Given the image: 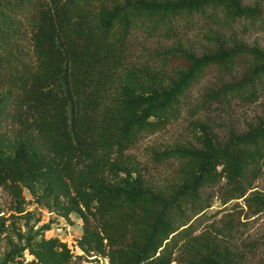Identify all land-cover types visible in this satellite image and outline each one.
Listing matches in <instances>:
<instances>
[{
	"label": "trees",
	"instance_id": "1",
	"mask_svg": "<svg viewBox=\"0 0 264 264\" xmlns=\"http://www.w3.org/2000/svg\"><path fill=\"white\" fill-rule=\"evenodd\" d=\"M242 20L264 25V14L241 0H0V186L16 213L25 212L26 189L49 211L82 221L78 253L0 215V264L245 263L254 242L235 247L223 230L196 232L187 217L209 207L208 187L223 203L243 198L264 211L254 189L264 171V112L224 139L195 120L199 147L153 151L156 162L176 161L171 181L152 182L129 153L188 106L260 98L264 50L227 44L221 32ZM196 28L211 44L200 53L181 43ZM152 39L166 43L146 46ZM241 58L239 78L204 88L189 105L195 83L211 70L233 73Z\"/></svg>",
	"mask_w": 264,
	"mask_h": 264
},
{
	"label": "rangeland",
	"instance_id": "2",
	"mask_svg": "<svg viewBox=\"0 0 264 264\" xmlns=\"http://www.w3.org/2000/svg\"><path fill=\"white\" fill-rule=\"evenodd\" d=\"M247 5H257L264 14V0H241ZM218 29L215 25L203 23V31L207 28ZM222 34L229 40H236L243 45H255L264 50V25L258 22L249 25L246 21H237L231 27L222 28ZM142 39H139L141 41ZM164 41L156 39L145 42L146 46L153 48L157 45H164ZM181 43L188 44L196 53L202 48L211 45L200 35V29L196 28L187 34H182ZM140 48V46H137ZM244 63L237 60V68L231 74L211 70L204 78L195 83L188 92L189 105L197 104L203 95L204 88L216 87L222 83L239 78L243 71ZM189 107V106H188ZM185 108L179 116L165 125L164 128L152 134H145L129 150V153L136 157L144 170L145 176L156 184L164 181H171L174 177L177 163L174 159L164 162L154 161L153 151H162L176 147H199L196 135L199 133L194 128L195 120L206 121L211 126L212 132L219 139H224L229 131H243L249 124L253 123L258 115L264 112V91L260 98L247 104L239 100H233L229 105H217L200 109L195 112L192 108ZM254 189L264 193V171L254 182ZM217 187H208L204 190V196L208 198L210 205L201 212H190L187 217V225H191L196 232L205 230H223L219 235L223 242L241 248L247 242L256 244L252 253H247L244 264H260L259 260L264 258V211L254 213L245 204L243 198L232 199L222 202L217 195ZM211 194H214L211 199ZM24 196L28 201L25 205V212L16 213L12 209V201L8 192L0 186V215L7 219L6 224L14 221L15 226L22 232L40 234L43 230L45 237L56 236L68 246L76 247V239L80 236L82 221L80 217L71 213L68 218L59 216L55 211H49L45 206L33 201L30 193L25 189ZM27 212V213H26ZM25 213V214H24ZM14 214V217L11 215ZM48 225V228H43ZM230 230V231H229ZM229 232V233H228ZM75 246V247H74ZM5 246H1L0 258L3 255ZM28 258V255L25 253ZM87 259L81 258V264H88ZM108 264L107 260H102ZM171 264H176L172 262Z\"/></svg>",
	"mask_w": 264,
	"mask_h": 264
}]
</instances>
